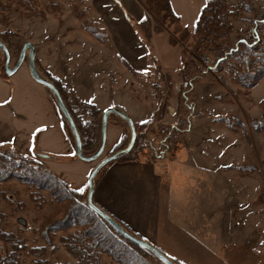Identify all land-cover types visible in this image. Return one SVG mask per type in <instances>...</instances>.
<instances>
[{"label":"crops","instance_id":"1","mask_svg":"<svg viewBox=\"0 0 264 264\" xmlns=\"http://www.w3.org/2000/svg\"><path fill=\"white\" fill-rule=\"evenodd\" d=\"M171 4L180 17L173 0ZM80 5L83 6V17L74 18L75 26L65 24L53 33H39L38 41L32 43L39 75L48 81L47 74L59 80L72 93L70 102L74 109L79 104L94 105L103 115L106 110L115 108L128 115L136 125L151 122V130L161 122H152V115L161 113L163 107L166 114L171 110L177 116L183 64L181 49L171 44L169 35H154L150 46L147 45L138 28L145 18V11L137 0H81ZM200 11H196L195 18ZM130 16L138 23L132 24ZM182 21L181 26L185 28ZM188 30L194 34V29ZM164 35L167 45L161 51L156 43L157 38ZM155 64L162 72L159 76L151 73ZM143 78L149 82L146 89ZM159 82H166V89ZM158 89L166 104L160 110L152 107V98ZM194 90L196 98L195 86ZM167 98L173 102L167 104ZM194 104L195 101L191 106L192 113H196ZM177 124L178 117L176 123L166 127L170 134ZM228 129L236 131L233 126ZM126 134V127L111 114L104 157L114 151ZM101 141L100 128V145ZM181 144L178 145L181 154L171 157L149 155V149H145V158L110 163L94 184V202L128 232L162 252H176L172 257L187 255L211 263L219 257L215 250L220 246L217 245L215 225L218 222L221 228L222 205L218 207L215 193L221 191V168L218 164L207 168L206 172L200 168L190 169L186 159L189 153L184 152ZM0 147L23 157L39 158L42 167L70 191L79 193L88 191L89 176L97 165V162H85L77 157L55 97L32 78L26 63L12 76L0 73ZM203 151L197 152L202 159L205 158ZM211 174L219 179L217 183L214 179L212 199H206L205 192L198 195V191H193L190 196V178L193 185L196 184L194 189L205 191V178ZM236 206V202L233 207L229 203L225 210L236 209ZM177 215L180 219L187 215L186 227L174 221ZM230 216L232 214H224V218L230 219ZM205 239L211 244L210 250L204 245Z\"/></svg>","mask_w":264,"mask_h":264},{"label":"rangeland","instance_id":"2","mask_svg":"<svg viewBox=\"0 0 264 264\" xmlns=\"http://www.w3.org/2000/svg\"><path fill=\"white\" fill-rule=\"evenodd\" d=\"M173 2L183 20L182 24L185 28L193 30L198 16L196 15L195 18L196 11L202 9L207 0H173ZM80 4L81 1L71 2L69 0H0V38L6 42L5 45L9 49L11 67L16 64L24 44L37 42L39 33L45 34L46 31L53 33L57 27L62 29L65 24L75 26L77 22L74 18L83 17L81 12L83 6ZM228 4L231 10L238 13V19H230L234 30L225 41L227 46L235 49L240 41L253 37L256 40L254 43L263 40L262 47L264 48V21H262L264 0H228ZM135 20L133 16H130L129 21L132 24L138 23ZM260 22V33L257 34L256 24ZM174 30L175 26H169V29L163 33L171 37ZM175 38H179L178 33ZM194 43L195 39L191 34V37L184 43L172 45L178 50L181 49L182 53V50L190 52ZM165 44L167 45V36H159L156 45L161 51ZM4 61V54L0 50L2 75H5L3 73ZM25 63L28 64L27 59ZM156 66L157 64L153 66L151 72L153 76L162 74L160 68L157 66L159 68L157 69ZM215 66L214 57L210 55L208 63L202 67V72L194 73L195 76H201L195 85L197 95L193 99L196 113L189 114L190 110L186 108L180 110L182 116L191 121L187 124L189 129L186 137L176 134L173 130L169 135L171 141L167 142L168 136L164 137V132H167L166 127L177 122V116L171 110H167L166 114L165 107H163L161 113L152 115V122L157 120L161 122L157 123L153 131L147 134L148 141L145 149H149V155L171 157L177 153L181 154L182 150L178 152L180 149L178 145L181 142L184 152L191 154L186 156L190 169L200 168L206 172L207 168L211 169L213 166L220 165L221 191L215 193L216 201L219 203L218 207L222 205L221 228L218 222L215 225L217 241H221L217 242L220 246L215 249L219 257L215 258L214 262L207 263L202 258L196 259L187 255L177 258L172 257V254L176 252L165 253L177 264H264V107H261L264 101V80L248 93L226 71L225 73L217 72ZM179 78L177 76L178 80ZM220 78L230 88H226ZM142 84L145 89L149 87V82L144 81V78ZM159 85L166 89V82H159ZM160 95L161 90L158 89L156 96L152 98L153 109L158 107L160 110L162 105L166 106L165 102L163 103L165 99ZM167 101V104L173 102V100L170 102V98H167ZM81 110L79 106L74 109L76 112L79 111L78 114L84 118V121L90 122L88 114L82 113ZM170 111L174 113V116L169 115ZM159 117L162 118L159 119ZM97 125L100 140L101 118L96 122ZM228 125L236 127V131L230 132ZM200 149L204 150L205 158L203 159L197 155ZM144 152L143 155H145ZM11 163L33 169H45L37 157L17 156L11 150L0 147V166L5 165L2 167L4 168L12 165ZM207 177L205 178V191L197 190V187L194 189L196 184L194 186L190 178L191 184L188 185L190 196L193 191H198V195L205 192L206 199H212L214 179L216 183L219 179L214 178L212 174ZM49 200L51 201L45 191L38 193L33 187L25 186L15 180L1 182L0 217L6 218L0 226L3 233L21 237V242L27 244L29 251L42 248L46 245L42 237L44 225L54 223L63 217L57 214L63 213L64 215L62 206L47 202ZM235 202L236 209L225 210L229 207V203L233 207ZM225 213L232 214L229 217L231 220L224 218ZM174 221L183 227L188 225L187 215H184L182 219L177 215ZM77 232L78 230L75 229L68 233L61 232L51 242V246H47L49 255L53 254L52 261L58 258L60 264H80L79 259L70 254L65 245L59 242V238L68 237L70 233ZM204 235H200V238L202 239ZM208 241L205 239L204 245L207 250H210L211 244ZM3 248L8 250L10 246L4 245V242L0 240V250H4ZM21 259H23V264H31L32 259L29 253L22 254ZM147 259L150 264H162L157 258L148 257ZM102 263L116 264L106 256L103 257Z\"/></svg>","mask_w":264,"mask_h":264},{"label":"trees","instance_id":"3","mask_svg":"<svg viewBox=\"0 0 264 264\" xmlns=\"http://www.w3.org/2000/svg\"><path fill=\"white\" fill-rule=\"evenodd\" d=\"M69 1L80 2L81 0ZM137 1L145 10V18L139 23L138 28L144 35L147 45L150 46V41L154 35L165 32L169 29V26H175L174 36L171 35L170 37L171 44H182L191 37L189 30L181 26V19L173 10L171 0ZM231 18L238 19V13L230 9L228 0H207L195 22L194 46L190 52L182 50V86L178 96V124L174 129V132L178 135L184 134L189 122L188 118L185 119L182 116L180 110L186 108L190 110L189 114L193 111L191 106L194 102V86L201 77L195 76L194 73L199 74L202 72V67L208 63L210 55L214 57L216 71L224 73L226 71L248 93L264 80L263 40L254 43L256 40L251 37L245 41H240L235 49L227 46L225 41L234 30ZM262 21H264V16ZM256 26V33L258 34L260 33L261 22L257 23ZM88 31L94 34L91 29H88ZM177 33L179 34L178 39L175 38ZM3 42L5 41L3 40ZM3 73L5 74L4 68ZM47 77L60 91L74 118L82 140L83 154L87 157L94 155L100 146L96 122L100 120L102 112L94 105L79 104V107L82 108L81 112L88 114V118L91 119L90 122L84 121V118L78 114L79 111L76 112L71 107L72 93L50 74H47ZM220 80L223 79L220 78ZM222 83L226 88H230L226 82L222 81ZM261 107H264V101L261 103ZM112 116L117 118L118 123L126 127L127 134L111 154L126 149L131 139L130 128L126 121L116 114H112ZM62 118L65 128L75 145L70 127L63 116ZM150 126L151 122L135 125L137 139L133 150L119 156L116 160H140L143 157L145 148H147V134L153 131ZM164 134V137L168 136L167 142L171 141L168 130ZM11 164L4 168L2 167L5 165L0 166V183L15 180L25 186L33 187L38 193L45 191L51 199L47 202L62 206L61 208L64 210V215L63 213L57 214L63 217H60L54 223L44 225L42 237L46 243L51 244L61 232L68 233L75 229L78 230L77 233H70L68 237L59 238V242L65 245L70 254L79 259L80 264H103L102 259L104 256L112 259L116 264H150L148 257L157 258L147 249L138 247L121 237L92 211L87 204L88 191L86 193L70 191L46 169L40 170L17 165L16 163ZM107 167L108 165L100 170L94 184ZM5 219L0 217V226ZM7 236L14 237L12 234L3 233L0 228V237L6 239ZM172 261L175 262V260Z\"/></svg>","mask_w":264,"mask_h":264},{"label":"water","instance_id":"4","mask_svg":"<svg viewBox=\"0 0 264 264\" xmlns=\"http://www.w3.org/2000/svg\"><path fill=\"white\" fill-rule=\"evenodd\" d=\"M0 50L4 54V71L7 76H12L15 74L26 62V59L28 60V67L29 72L32 76V78L40 85H43L47 89L51 91L53 96L56 99L57 106L64 117V119L67 121L70 130L72 132V135L75 140V148H76V154L79 159L85 162H98L97 165L92 170L89 180H88V196H87V204L89 208L94 211L109 227H111L114 231H116L121 237L128 240L129 242L135 244L138 247L147 249L150 251L155 257H157L163 264H176L174 261H172L169 257H167L160 249H158L156 246L150 244L149 242H146L142 240L141 238L131 234L128 232L119 222H117L112 216H110L107 212H105L103 209L98 207L94 202V180L100 170L105 167L106 165H109L110 163L114 162L119 156L123 154L130 153L136 143L137 139V133L135 129V125L132 121V119L126 115L125 113L119 111L118 109L111 108L106 110L102 115V122H101V132H102V141L101 145L98 149V151L90 156L87 157L83 154L82 149V140L79 134V131L77 129L76 123L74 121L73 116L71 115L67 105L65 104L60 91L57 89V87L50 81L43 79L36 67L35 62V46L27 42L24 44L21 53L19 55V58L14 65V67L10 66L11 62V55L9 52V49L5 45V43L0 39ZM111 114H116L120 116L122 119L126 121L130 128L131 132V139L129 142V145L126 149L119 150L107 157H104V151H105V142H106V134H107V127L109 122V117Z\"/></svg>","mask_w":264,"mask_h":264},{"label":"flooded vegetation","instance_id":"5","mask_svg":"<svg viewBox=\"0 0 264 264\" xmlns=\"http://www.w3.org/2000/svg\"><path fill=\"white\" fill-rule=\"evenodd\" d=\"M14 237L7 236L6 239L0 240L4 242V245L10 246V249L0 250V264H23V259L21 255L24 253H29L31 257V264H60L59 259L55 258L51 260L47 246H51L46 243L42 248H36L29 251L27 249V244L22 243V238L18 235H13ZM15 241H14V240ZM17 240V241H16ZM3 252V253H2Z\"/></svg>","mask_w":264,"mask_h":264}]
</instances>
